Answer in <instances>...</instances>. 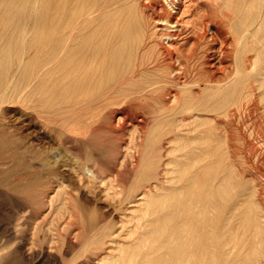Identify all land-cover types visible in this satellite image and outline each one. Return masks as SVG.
Segmentation results:
<instances>
[{"label": "bare ground", "instance_id": "bare-ground-1", "mask_svg": "<svg viewBox=\"0 0 264 264\" xmlns=\"http://www.w3.org/2000/svg\"><path fill=\"white\" fill-rule=\"evenodd\" d=\"M218 1L234 50L209 69L180 31L205 39L206 4L161 0L151 23L141 0H0V195L38 221L0 237V264L264 261V0ZM17 103L22 137L2 118Z\"/></svg>", "mask_w": 264, "mask_h": 264}, {"label": "rangeland", "instance_id": "rangeland-1", "mask_svg": "<svg viewBox=\"0 0 264 264\" xmlns=\"http://www.w3.org/2000/svg\"><path fill=\"white\" fill-rule=\"evenodd\" d=\"M160 1L161 0H141V4L143 3V5H144V12H145L144 15H145V17H147L148 21L151 22V23L154 22V18H156L157 16H159L160 12L162 11L160 8H155L154 7V4L155 3H158ZM193 2L194 3H197L198 2L199 4H206V6H207L206 7V10H207V12H206V14H207L206 15V18L204 19L203 23L201 21H198L200 24L202 23V25L200 26V29H202V31H204V33H205V39L202 40L201 42H199L198 44L196 43V40L193 39V35H194L193 34L194 31L192 29V24L193 23L192 22L189 23V21H191L190 20V17L187 20L185 18L182 21V22H184V25L185 26H182V29L180 31L183 32V33L185 32L186 35H190L191 36L189 42L188 41L184 42L186 44L185 45V48L187 50V49H189V47H192L193 49H195V53H196L197 56H199L200 58L202 57V59H206V61H207V58H208V62H206L205 65H204L205 67H208L209 69H214V68H217V67H221L222 66L221 63L219 64V62H218L219 61L218 60L219 51L228 52L227 54L232 55L233 50H234V42H232V40L230 39L231 38V36H230L231 35L230 23H229L227 17L224 18V16L228 14L227 11H229V10L228 9L226 10V8H224L223 10H225L226 14L224 12L225 15L224 14H223L224 16L221 15V16H223V18H221L219 16L220 15L219 13H221V11L223 12L222 7H221L223 5H222L221 1L219 2L218 0L217 1L216 0H193ZM218 9H220L221 11L218 12L219 11ZM176 15H177V18L179 17L178 20L181 19V16H182L181 14H179L180 16H178V14H176ZM230 15L231 14H230V11H229L228 18L230 17ZM209 19H210V21H209ZM220 19L221 20L222 19H224V20L227 19L226 21L229 23V25H228V23L226 24V21H224V20H222L223 21L222 23L224 25L226 24V27L223 26V27H225L224 30H226L227 28H229V30L227 29V31H226L229 35L225 31H223V35L225 37V41L223 42L222 40H220L219 38H217V42H213V40H212L213 38H211V36H212L211 31L213 29V26L215 25V22L216 21H221ZM228 43H231L233 45L230 46ZM227 45H229V47ZM225 46L228 47V49ZM215 54L217 55V57H216ZM210 60H211V62H210ZM214 62H215V64H213ZM212 65L215 66V67H213ZM14 105L12 104L13 108L11 107V105H10V107H7L8 109L7 108L6 109L8 111L5 109V111H7V112L6 113L4 112L5 114L3 113L2 116H5V117H2V118H3V121H6L7 122L6 125L8 126L7 127V131H9L8 133H11L15 137L16 136L22 137L21 135H24L25 136V133L22 130V123H21L22 119H20V118L21 117L23 118L25 116V114H28V112H27L28 110L27 111L20 110V106H19L18 103L17 104H14ZM116 108H115L116 110H119L120 111V109L118 107H116ZM9 112H11L12 115H14L15 112H16V114L14 115L15 118ZM16 115L19 116V118H17ZM5 118H7V119H5ZM7 120L8 121L10 120L9 121V123L11 124L10 126H9V123H8ZM115 122L116 123L118 122L117 124H121V125H116V123H115L116 126H122L123 125L122 122H121V120H119V121L116 120ZM12 126H13V128H12ZM129 126L125 129L126 132L123 131V133H124L123 137L124 138L121 136L122 139L121 140L119 139V141H117L118 143H116V140H113L112 138H111L113 140L112 144H110V142L112 141L111 139H109V141L105 139V142L104 143H107L109 146H111L110 149L112 148V150L116 147L117 144H119V142L122 143L121 145H124L125 144L124 142H127L128 139L130 138V136L128 135V133L130 132V130L133 129V128L129 127ZM10 127L12 128V131L10 130L11 129ZM125 133H126V135H125ZM103 139H104V137H102V140L97 139V140H94V142L92 141V143H94L93 145L96 146V143L97 142H100L101 146H103V148L102 147L101 148L99 147L100 150H101V153H103L105 155H109V154H112V153L114 154V152L112 150H111L112 151L111 152L109 148L107 150L106 145L103 144ZM30 141H31L32 148H33V151H34L36 149V146L38 147V144H37V142H35L33 140V136L32 135H30ZM56 146H57V144L54 145V148ZM122 148H123V146L122 147L120 146V147L116 148L117 151H118V149L119 150L121 149V151H118L119 152L118 153L119 154V157H120V154L122 156V153H123V151H122L123 149ZM60 152H61V150H60ZM60 154L62 155V158H64L66 161L69 162V158H70V154L69 153H67V152L64 151V152H61ZM129 161H130V158L127 157L125 163L127 164ZM55 179L57 180L58 183H60V185H61V187H62L63 190L72 191V189H71L72 185L69 183V181L67 179H65V178L59 179V177H55ZM56 188H55V190H56ZM18 196L17 195H14V194L11 195V192L0 195V205H1V203L3 204V205H1L2 207L0 206V218L4 219L3 221H2V219H0V237H1V239H2L3 242L4 241H11V244H17L18 243L17 245H21L22 242L24 244L25 241H27L29 239V236H30V234L32 232V229H33L32 227L38 221H36V220L34 221V219H35L34 218V212L32 211V209H30V208L27 207V205L25 204V201L22 199V197L20 195H18ZM20 200H21V202H20ZM12 202L15 203V205H17V206L20 204V208L22 210V212L20 213V215L23 213V215L20 216L21 219H18L17 221L15 219L9 218L10 215L12 214V212L13 211H16V209H17L16 206H14V204ZM4 203H5V205H4ZM6 203H8V204H6ZM9 204L11 206H13V207H11ZM4 206H6V208ZM29 210H31L32 212L29 211ZM2 214H3V216H2ZM38 220H40V219H38ZM57 220H59V219H57ZM17 223L19 225V226L17 225V228H18L19 233L18 232H15L14 233V230L15 229L13 228L12 225L17 224ZM4 227H6V228H4ZM17 233H18V235H16ZM43 233L44 232L41 230L39 232V236L41 234H43ZM262 235L264 236V232L262 233ZM42 236H40V237H42ZM17 240H18V242L16 243ZM12 241L15 242V243H12ZM20 241H22V242H20ZM40 260L41 259H39V260H33L34 262L33 261L32 262H29V264H42V262H40ZM35 261H36V263H35ZM263 262L261 264H264Z\"/></svg>", "mask_w": 264, "mask_h": 264}]
</instances>
